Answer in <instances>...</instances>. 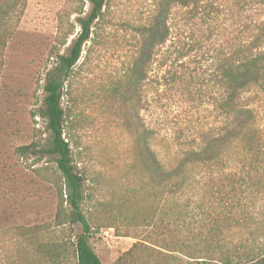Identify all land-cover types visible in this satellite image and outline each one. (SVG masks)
Instances as JSON below:
<instances>
[{
    "label": "rangeland",
    "instance_id": "rangeland-1",
    "mask_svg": "<svg viewBox=\"0 0 264 264\" xmlns=\"http://www.w3.org/2000/svg\"><path fill=\"white\" fill-rule=\"evenodd\" d=\"M155 1H107L62 98L74 163L86 177L88 195L82 207L93 227L89 242L103 264H115L149 228L135 225L141 206L133 202L134 190L148 186L149 179L140 170L137 138L126 126L118 94L137 50L139 29ZM247 3L232 0L227 5L220 34L198 19H189L183 7L172 10L169 40L148 64L135 109V117L148 129L152 148L166 163L176 162L184 150L196 145L202 131L218 125L217 52L251 11ZM92 8L91 0H28L4 52L0 227L6 235L1 238L0 260L7 264H39L38 255L19 244L23 227L48 228L54 241L63 236L55 226L63 183L57 155L20 154L18 147L34 142L37 151L48 148L46 119L34 116L42 103L45 72L57 61V53H69L81 29L77 17L87 16ZM67 193L63 186L64 199ZM64 205L69 212V204ZM71 227L74 233L82 231L79 222ZM257 232L263 240L264 228ZM68 256L66 264H75L71 253Z\"/></svg>",
    "mask_w": 264,
    "mask_h": 264
},
{
    "label": "trees",
    "instance_id": "trees-1",
    "mask_svg": "<svg viewBox=\"0 0 264 264\" xmlns=\"http://www.w3.org/2000/svg\"><path fill=\"white\" fill-rule=\"evenodd\" d=\"M107 1L91 0V12L77 17L81 29L69 53H57V61L45 72L44 95L34 116L46 119L48 148L37 151L34 142L18 147L20 154L57 155L63 180L55 217L63 236L51 240L48 228L41 227H23L18 233L20 246L38 255L39 264H66L70 253L75 264H103L89 242L93 227L82 207L88 195L86 177L74 163L62 98ZM246 1L251 11L217 52L219 123L202 131L196 145L173 163L161 159L151 146L147 127L135 117L141 81L157 49L169 40L174 8H185L189 19H198L220 34L232 0H156L139 29L137 50L121 78L118 99L126 112V126L137 138L140 170L149 179L148 186L134 190L133 202L141 206L135 225L149 228L115 264H264V238L257 232L264 228V0H244V6ZM27 3L0 0V76L7 43ZM76 222L82 224L80 233L71 227ZM5 233L0 227V252ZM0 264L7 263L0 260Z\"/></svg>",
    "mask_w": 264,
    "mask_h": 264
}]
</instances>
